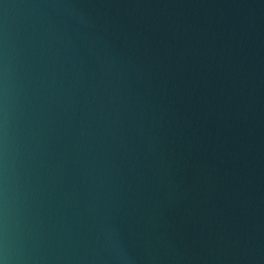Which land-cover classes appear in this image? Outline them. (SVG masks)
<instances>
[{
	"label": "water",
	"instance_id": "95a60500",
	"mask_svg": "<svg viewBox=\"0 0 264 264\" xmlns=\"http://www.w3.org/2000/svg\"><path fill=\"white\" fill-rule=\"evenodd\" d=\"M0 264H264V0H0Z\"/></svg>",
	"mask_w": 264,
	"mask_h": 264
}]
</instances>
